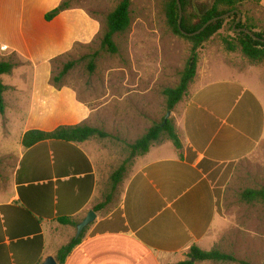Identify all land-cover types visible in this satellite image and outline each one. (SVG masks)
<instances>
[{
    "label": "crops",
    "instance_id": "0c3cea01",
    "mask_svg": "<svg viewBox=\"0 0 264 264\" xmlns=\"http://www.w3.org/2000/svg\"><path fill=\"white\" fill-rule=\"evenodd\" d=\"M63 1L0 0V46L31 71L23 135L84 123L99 127L96 101L81 99L72 85L57 88L51 82L54 62L90 44L100 29L74 6L47 21ZM208 73L199 63L188 96L173 112L183 148L166 142L138 157L119 188V203L100 212L94 207L107 188L105 167L89 141L22 147L11 200L0 203V264L57 260L77 235V227L58 220L79 224L91 210L97 219L65 264H177L192 246L218 248L222 193L235 166L264 139V103L248 85V74L225 79Z\"/></svg>",
    "mask_w": 264,
    "mask_h": 264
},
{
    "label": "rangeland",
    "instance_id": "374dc122",
    "mask_svg": "<svg viewBox=\"0 0 264 264\" xmlns=\"http://www.w3.org/2000/svg\"><path fill=\"white\" fill-rule=\"evenodd\" d=\"M120 1L71 0L72 6L86 10L99 22V33L90 44L77 45L71 54L54 65V73H59L66 64L73 63L65 83L72 85L81 99L89 98L100 107L99 123L95 125L110 136L103 140L93 139L88 145L104 165L107 183L112 172L128 157V147L168 116L163 92L178 85L192 50L188 40L175 35L168 27L165 0H132L130 31L116 38L119 52L112 55L103 51L101 40L106 17ZM243 11L257 31L264 30V10L260 6L246 3ZM244 18L243 15L242 20ZM230 28L227 24L201 47L200 70L225 79L248 74V85L257 91L264 103V64L252 65L239 51L225 50L222 38L231 35ZM5 50L0 46V61L11 59L17 71L3 76L8 90L5 113H0V203L12 197L13 176L29 112L31 78L29 65ZM96 52L99 53L95 59L96 68L90 72L86 56ZM253 66L257 67L251 70ZM170 118L173 119V112ZM260 188H264V139L253 155L235 166L233 178L221 199L223 223H220L218 249L249 264H264V206L245 204L240 196L246 189ZM114 199L117 204L120 196ZM205 247L212 249L210 245Z\"/></svg>",
    "mask_w": 264,
    "mask_h": 264
},
{
    "label": "trees",
    "instance_id": "16d2710c",
    "mask_svg": "<svg viewBox=\"0 0 264 264\" xmlns=\"http://www.w3.org/2000/svg\"><path fill=\"white\" fill-rule=\"evenodd\" d=\"M263 0H165L164 14L166 22L171 31L192 44L190 56L186 62L185 68L181 73L180 82L174 88H167L163 94L165 97L167 113L174 112L176 107L188 96L191 84L197 75L200 63L199 50L204 44L209 42L215 35L225 28L227 24L231 25V35L222 38V44L226 51L235 53L240 52L245 59L252 65L264 64V42L253 39L246 32H237V29H247L253 34L264 40V30L257 31L255 26L250 23L243 11L246 3H253L260 6ZM183 11V19L181 27L188 34H194L201 30L204 25L217 17L239 11L244 15V20L236 24L238 14L234 13L229 18L219 20L209 25L203 32L193 37L182 34L179 28L180 8ZM132 0H121L115 9L108 14L105 21V29L102 33L101 49L109 54L115 55L119 52V46L116 42L118 36L127 34L132 25L131 15ZM71 0H64L56 9L50 12L46 19L51 21L63 11L72 8ZM16 55V54H14ZM17 56V55H16ZM99 56L96 52L93 55L86 56L89 59V70L93 72L96 68L95 59ZM63 57L57 59L54 63L60 62ZM16 64L11 59L0 61V113L4 114L6 109V101L4 94L8 87L4 85L2 76L12 74ZM73 63H68L59 73H54L51 82L57 88L69 85L65 83V78L72 69ZM110 135L102 128L94 127L86 123L72 126L60 127L52 132H44L40 130H30L22 137V147L30 149L33 146L47 141H65L67 143L81 144L93 139L103 140ZM166 142H172L173 145L181 150L183 148L174 118L167 119V115L163 120L152 126L147 132L137 139L128 147V157L121 165L112 172L107 183L106 191L103 192V201L94 207L95 212L105 210L109 205L113 204L114 198L120 195V186L129 175L135 160L138 157L148 154L152 147L162 145ZM240 199L248 205L264 206V188L246 189L242 192ZM61 225H73L77 227V223L70 218H61L58 220ZM88 227L78 238H73L66 246L62 247L57 254L59 264H65L67 258L72 251L79 246ZM195 260V261H193ZM227 263V264H249L244 260L238 259L234 254L225 253L218 248L211 251H204L198 246H192L187 255V259L177 264H199V263Z\"/></svg>",
    "mask_w": 264,
    "mask_h": 264
},
{
    "label": "water",
    "instance_id": "95a60500",
    "mask_svg": "<svg viewBox=\"0 0 264 264\" xmlns=\"http://www.w3.org/2000/svg\"><path fill=\"white\" fill-rule=\"evenodd\" d=\"M178 2H179V0H178ZM179 8H180V18H179V28H180V31L182 32V34H184V35H186V36H191V37H193V36H195V35H197V34H200L201 32H203V31H204L209 25H211L212 23H214V22H216V21H219V20L227 19V18H229V17H230L232 14H234V13L238 14V20H237L235 26L241 22L242 17H243V15H242L239 11H234V12H231V13H229V14H226V15H223V16H220V17H217V18H214V19L208 21V22L204 25V27H203L201 30H199L198 32H196V33H194V34H188V33H186V32L182 29V27H181L182 19H183V11H182V7H181L180 3H179ZM236 31H237V32H246V33L249 34L253 39L258 40V41H261V42H264V40H261V39L257 38V37L253 34V32H251L250 30H247V29H237ZM171 113H172V112H168L167 119L170 118ZM96 219H97V214H96L93 210H91V211L88 213L87 217H86L81 223H79V224L77 225V235H76V238L80 237V235L83 233V231H84L87 227H89L92 223H94V222L96 221ZM193 261H195V260H193ZM42 264H58V262H57V260H56L54 257H48V258L45 260V262H43Z\"/></svg>",
    "mask_w": 264,
    "mask_h": 264
}]
</instances>
